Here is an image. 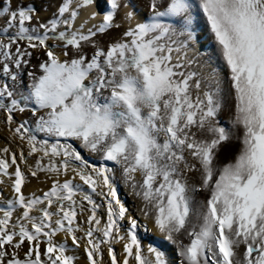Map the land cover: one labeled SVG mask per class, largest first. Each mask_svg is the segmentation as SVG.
Segmentation results:
<instances>
[{
    "label": "snow or ice",
    "instance_id": "obj_1",
    "mask_svg": "<svg viewBox=\"0 0 264 264\" xmlns=\"http://www.w3.org/2000/svg\"><path fill=\"white\" fill-rule=\"evenodd\" d=\"M0 133V264H264V0H0Z\"/></svg>",
    "mask_w": 264,
    "mask_h": 264
},
{
    "label": "bare ground",
    "instance_id": "obj_2",
    "mask_svg": "<svg viewBox=\"0 0 264 264\" xmlns=\"http://www.w3.org/2000/svg\"><path fill=\"white\" fill-rule=\"evenodd\" d=\"M204 43H205V42H204L203 40H201V45H204ZM198 47H200V45H198ZM200 50L203 51V52L210 53V52H211V46L201 47ZM2 134H3V133H2ZM0 145H2V143H0ZM34 186H35V185L33 184V185H30L29 187H34ZM27 190H28V189H25V191H27ZM123 190H124L123 188H121V190H120V191H121L122 199L127 201V199H126L127 196H126V198L123 197V195H125V193H123ZM135 202H136V201H134V202L129 206L130 209H133V207H131V206H132ZM136 203H137V202H136ZM133 211H135V209H133ZM140 222H141V223H145V221H143V218H142V217L140 218ZM146 223H147L149 229H152V224H151V222L148 221V222H146ZM153 232L156 234L155 229H153ZM153 239H156V237L153 238ZM147 240H148V239H145L146 242H147ZM146 242H145V243H146ZM147 243H148V242H147Z\"/></svg>",
    "mask_w": 264,
    "mask_h": 264
},
{
    "label": "rangeland",
    "instance_id": "obj_3",
    "mask_svg": "<svg viewBox=\"0 0 264 264\" xmlns=\"http://www.w3.org/2000/svg\"><path fill=\"white\" fill-rule=\"evenodd\" d=\"M4 134H2V133H0V143H3V141H2V136H3ZM123 193H125V190H123ZM126 196H127V198H126ZM122 197V196H121ZM123 197L124 198H126L127 199V201L126 200H124L125 202H126V204H127V206L129 207L133 202H134V200H133V198L132 197H130V196H128V195H123ZM136 203V202H135ZM134 203V204H135ZM133 204V205H134ZM133 205L131 206V207H133ZM133 209H134V207H133ZM132 209V210H133ZM149 228V227H148ZM153 227H152V229H150V231H149V233L147 234V236H148V240H147V242L150 240V239H153V238H155L156 237V239H160L161 237H160V234L159 233H157L156 231V234L153 232ZM140 231L141 232H143V228H141L140 229ZM146 241L144 240L143 241V243L145 244V245H147V242L145 243Z\"/></svg>",
    "mask_w": 264,
    "mask_h": 264
}]
</instances>
